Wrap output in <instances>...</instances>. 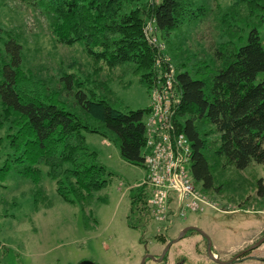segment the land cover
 <instances>
[{
	"label": "trees",
	"instance_id": "1",
	"mask_svg": "<svg viewBox=\"0 0 264 264\" xmlns=\"http://www.w3.org/2000/svg\"><path fill=\"white\" fill-rule=\"evenodd\" d=\"M13 1L41 14L56 45L82 43L93 61L94 74L102 67H127L147 91L157 58L144 34V27L152 21L154 32L164 41L163 54L175 69L181 94L175 122L191 146L189 173L194 184L203 194L218 193V168L243 170L252 163L264 165V81L254 84L264 72V48L257 28L248 31L244 45L218 48L219 64L215 66L181 52L186 34L180 43L175 42L177 33L194 29L206 18L210 12L206 0H150L143 7V0ZM257 1L232 0L231 4L254 3L264 17V6ZM229 16L233 18L231 9ZM24 67L19 37L0 27V129H5L9 147L0 167V187L13 166L16 176L31 184L37 210L48 200L41 185L44 166L57 196L65 203L84 211L94 201L103 202L95 193L105 187L109 174L96 154L87 151L81 132L100 135L117 146L126 163L143 167L148 107L120 112L107 96L98 99L94 90L91 98L87 96L83 87L91 79L62 71L54 82L57 84L52 85L36 79ZM62 95L70 97L74 111ZM1 153L0 149V157ZM256 184L260 197L264 193L262 180ZM147 198L143 187L129 190L126 219L130 228H136L135 214L139 219L149 216ZM153 239L165 247V239L156 235Z\"/></svg>",
	"mask_w": 264,
	"mask_h": 264
},
{
	"label": "rangeland",
	"instance_id": "2",
	"mask_svg": "<svg viewBox=\"0 0 264 264\" xmlns=\"http://www.w3.org/2000/svg\"><path fill=\"white\" fill-rule=\"evenodd\" d=\"M149 1L143 0L141 7ZM231 1L206 0L210 10L206 18L194 29L185 28L177 33L176 43H180L182 34H186L181 52L187 51L196 55L200 62L217 66V49L244 45L252 27L257 28L264 48V21L260 24L262 10L254 3L240 2L232 6ZM257 4L264 6V0L257 1ZM229 9L233 18L229 16ZM0 27L19 37L23 46L24 68L30 70L36 79L56 85L55 80L65 71L82 80L91 79V83L83 87L87 96L91 98L93 90L98 99L107 96L112 100L111 106L120 112L144 110L149 106V92L129 68L108 70L101 66L102 69L94 74L93 61L83 44L78 42L71 47L56 45L38 11L13 0H0ZM152 36L162 44L165 54L161 35L153 31ZM169 38L172 41L174 33ZM263 81L264 72L257 75L254 84ZM62 100L74 111L70 97L62 95ZM81 134L87 151L96 154L98 163L109 174L105 176V187L95 193V198H103L104 201H94L84 211L65 203L57 196L55 184L47 178L46 167L42 166L41 185L48 204H40L35 210L31 184L16 176L12 166L0 187V264H141L147 255L160 256L164 247L153 237L165 238L163 225L149 216L139 219L137 214L133 216L136 228L127 225L128 192L142 181L144 168L126 163L117 146L100 135L85 131ZM4 137L5 129H0V167L4 164V155L9 152ZM215 176L216 187L220 191H209L203 194L204 198L219 209L230 207L229 210L238 211L220 213L207 209L202 213L185 212L167 229V239H175L183 228L195 226L210 241L208 232L213 231L219 237L221 254L250 237V242L242 247L244 250L264 235V230L257 232V226L264 224L261 212L264 210V193L260 197L256 194L257 180H262L264 188V165L252 163L243 170L218 168ZM196 187L201 192L200 186ZM175 212L173 209L170 214ZM259 253L264 255L258 249L250 255ZM165 256L164 264H197L198 259L209 263L205 241L194 233L173 244ZM144 264L157 263L146 259Z\"/></svg>",
	"mask_w": 264,
	"mask_h": 264
},
{
	"label": "built area",
	"instance_id": "3",
	"mask_svg": "<svg viewBox=\"0 0 264 264\" xmlns=\"http://www.w3.org/2000/svg\"><path fill=\"white\" fill-rule=\"evenodd\" d=\"M150 23L144 33L148 43L157 52L154 76L149 88V113L145 121L144 160L145 177L140 186L147 189V207L158 223L169 224L170 211L202 213L207 209L230 213L204 198L194 185L189 169L191 146L178 131L175 116L181 94L170 61L162 57V45L149 37Z\"/></svg>",
	"mask_w": 264,
	"mask_h": 264
},
{
	"label": "water",
	"instance_id": "4",
	"mask_svg": "<svg viewBox=\"0 0 264 264\" xmlns=\"http://www.w3.org/2000/svg\"><path fill=\"white\" fill-rule=\"evenodd\" d=\"M188 232H196L198 233L206 242V255L208 257V259L214 263V264H233L235 262L238 261V259L240 258V256L244 255L247 252H251L257 248H259L261 245L264 244V236L261 237L259 240H257L253 245H251L250 247H248L247 249L241 251L240 253L236 254L235 256H233L231 259L227 260V261H220L218 260L212 253V244L211 241L209 239V237L199 228L195 227V226H188L183 228L179 234L177 235V237L173 240H170L166 246L164 247L162 253L160 254V256L158 258H154L153 256L147 255L142 259L141 264H144L146 259H150L155 263H161L163 261V258L165 257L166 252L168 251V249L175 243H177L179 240H181ZM252 259H255L254 257H252ZM80 264H90L88 262H82Z\"/></svg>",
	"mask_w": 264,
	"mask_h": 264
},
{
	"label": "crops",
	"instance_id": "5",
	"mask_svg": "<svg viewBox=\"0 0 264 264\" xmlns=\"http://www.w3.org/2000/svg\"><path fill=\"white\" fill-rule=\"evenodd\" d=\"M264 209V208H263ZM261 211V210H259ZM264 214V210L261 211ZM257 232H262L264 230V224L257 226ZM214 232H208V235L211 238V244H212V253L213 255L220 261H227L231 259L233 256H235L239 251L242 250V247L250 242V237L243 239L242 242L237 243V245L234 248H229L226 252H223L222 254L219 252L221 250V243L219 240V237L213 234ZM252 236V235H251ZM259 251L264 252V247L259 248ZM254 257L255 259H252ZM197 264H214L209 260V263H204L200 259L197 260ZM233 264H264V255L256 254V255H249Z\"/></svg>",
	"mask_w": 264,
	"mask_h": 264
},
{
	"label": "flooded vegetation",
	"instance_id": "6",
	"mask_svg": "<svg viewBox=\"0 0 264 264\" xmlns=\"http://www.w3.org/2000/svg\"><path fill=\"white\" fill-rule=\"evenodd\" d=\"M250 253H251V252H247V254H245V255H250Z\"/></svg>",
	"mask_w": 264,
	"mask_h": 264
}]
</instances>
